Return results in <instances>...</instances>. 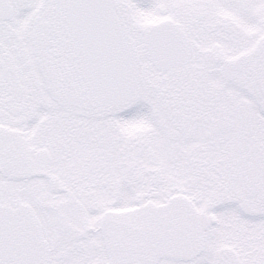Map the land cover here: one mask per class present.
Instances as JSON below:
<instances>
[{"label": "snow or ice", "instance_id": "snow-or-ice-1", "mask_svg": "<svg viewBox=\"0 0 264 264\" xmlns=\"http://www.w3.org/2000/svg\"><path fill=\"white\" fill-rule=\"evenodd\" d=\"M0 264H264V0H0Z\"/></svg>", "mask_w": 264, "mask_h": 264}]
</instances>
